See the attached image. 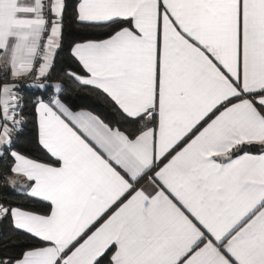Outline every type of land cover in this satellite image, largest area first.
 Returning a JSON list of instances; mask_svg holds the SVG:
<instances>
[{
	"label": "snow or ice",
	"instance_id": "1",
	"mask_svg": "<svg viewBox=\"0 0 264 264\" xmlns=\"http://www.w3.org/2000/svg\"><path fill=\"white\" fill-rule=\"evenodd\" d=\"M68 9L0 0V188L34 202L0 200V223L37 242L0 264H264V0H77L105 36L65 76L119 119L52 84L31 158L22 78L48 87Z\"/></svg>",
	"mask_w": 264,
	"mask_h": 264
},
{
	"label": "trees",
	"instance_id": "2",
	"mask_svg": "<svg viewBox=\"0 0 264 264\" xmlns=\"http://www.w3.org/2000/svg\"><path fill=\"white\" fill-rule=\"evenodd\" d=\"M77 0H68L69 9L62 28L61 46L56 49L53 64L49 72V79L43 81L46 88L25 87L27 84L35 83L31 76L22 78L21 92L26 101H29L25 110L27 116V126L24 134L20 137L17 148L24 154L33 158L44 159V154L37 145L38 128L37 118L32 107V103L41 97L42 93L51 94V85L60 82L64 86V96L69 101L73 109H89L97 115H108L110 119H119V115L113 112L110 105L104 103L96 93L87 87H82L75 82L69 80L65 73L69 71H80L78 62L71 55V48L74 43L84 41L86 39L104 38L105 33L102 30H91L81 27L72 21V6ZM0 65V72H2ZM253 149H258L253 147ZM12 200L14 204L31 209L34 202L25 200L21 196L15 195L8 187L0 188V200ZM36 241L27 235L12 230L8 221L0 223V252L8 255L18 253L23 247H31L36 245Z\"/></svg>",
	"mask_w": 264,
	"mask_h": 264
},
{
	"label": "crops",
	"instance_id": "3",
	"mask_svg": "<svg viewBox=\"0 0 264 264\" xmlns=\"http://www.w3.org/2000/svg\"><path fill=\"white\" fill-rule=\"evenodd\" d=\"M99 39H102V38H99ZM43 42H45V41H42V43H43ZM79 42H82V41H79ZM79 42H76V43H79ZM74 44H75V43H74ZM74 44H73V45H74ZM38 63H39V61H36V62H35L36 65H38ZM34 70H35V68H34ZM55 83H60V82H55ZM55 83H54V84H55ZM73 110H74V111H78V112H79V111H83V112H92L93 114H96V113H94L93 111H91V110H89V109H84V108H82V109H73ZM36 118H37V128H38V117L36 116ZM252 150H253V152H256L258 149H257V150H256V149H252ZM25 155H27V154H25ZM27 156H29V155H27ZM29 157H31V156H29ZM31 158H33V157H31ZM163 163H167V160H164ZM163 163L161 164V166H163ZM17 186L20 187L21 185H17Z\"/></svg>",
	"mask_w": 264,
	"mask_h": 264
}]
</instances>
